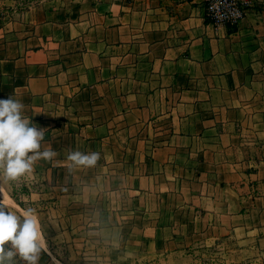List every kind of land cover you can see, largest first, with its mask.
Returning a JSON list of instances; mask_svg holds the SVG:
<instances>
[{
  "label": "crops",
  "instance_id": "0c3cea01",
  "mask_svg": "<svg viewBox=\"0 0 264 264\" xmlns=\"http://www.w3.org/2000/svg\"><path fill=\"white\" fill-rule=\"evenodd\" d=\"M257 6L232 28L205 0H0V99L58 153L32 171L53 233L41 262L62 264L49 240L92 264L263 261ZM77 149L96 164L74 165Z\"/></svg>",
  "mask_w": 264,
  "mask_h": 264
},
{
  "label": "clouds",
  "instance_id": "9594fccd",
  "mask_svg": "<svg viewBox=\"0 0 264 264\" xmlns=\"http://www.w3.org/2000/svg\"><path fill=\"white\" fill-rule=\"evenodd\" d=\"M25 105L9 96L0 99V177L16 181L32 173L38 160L51 161L57 151L46 142L45 129L25 114ZM98 152L69 150L67 159L76 166H94ZM46 251L38 214L0 199V264H39Z\"/></svg>",
  "mask_w": 264,
  "mask_h": 264
},
{
  "label": "rangeland",
  "instance_id": "374dc122",
  "mask_svg": "<svg viewBox=\"0 0 264 264\" xmlns=\"http://www.w3.org/2000/svg\"><path fill=\"white\" fill-rule=\"evenodd\" d=\"M0 185V191L4 192L5 189L6 193L12 198L11 200H8L9 198L7 197L6 200L10 201L13 205L17 203L19 204L18 207L20 208L32 207L36 210V212L41 211L44 208V201H37L36 198H34V202L31 200V193L36 194V192L42 189L33 173L11 182L6 178L0 177ZM2 198L3 197L0 193V199ZM42 231L46 239H48L49 236L53 234L49 223L46 221L42 223ZM47 250L50 251L54 260H59L62 264H92L77 260L76 256L79 257V255L75 254L72 248H69L67 244H55L54 241L49 240ZM201 254L205 253L199 251L198 254H195L194 256H200ZM42 255L43 254H41L39 264H44L41 262V260H43ZM262 260L263 261L249 262L245 264H264V258ZM21 264H23L22 261ZM201 264L206 263L203 262Z\"/></svg>",
  "mask_w": 264,
  "mask_h": 264
},
{
  "label": "built area",
  "instance_id": "2783aa9c",
  "mask_svg": "<svg viewBox=\"0 0 264 264\" xmlns=\"http://www.w3.org/2000/svg\"><path fill=\"white\" fill-rule=\"evenodd\" d=\"M261 0H205L206 17L215 27L235 28L249 14L258 13Z\"/></svg>",
  "mask_w": 264,
  "mask_h": 264
},
{
  "label": "bare ground",
  "instance_id": "6f19581e",
  "mask_svg": "<svg viewBox=\"0 0 264 264\" xmlns=\"http://www.w3.org/2000/svg\"><path fill=\"white\" fill-rule=\"evenodd\" d=\"M2 195V194H1Z\"/></svg>",
  "mask_w": 264,
  "mask_h": 264
}]
</instances>
